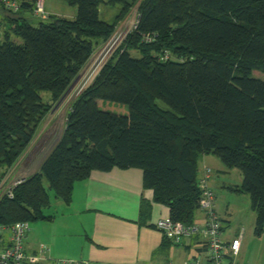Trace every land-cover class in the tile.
Instances as JSON below:
<instances>
[{
  "label": "trees",
  "instance_id": "16d2710c",
  "mask_svg": "<svg viewBox=\"0 0 264 264\" xmlns=\"http://www.w3.org/2000/svg\"><path fill=\"white\" fill-rule=\"evenodd\" d=\"M19 1V12L2 7L0 15V179L96 47L141 4L137 28L73 103L40 171L0 204L1 224L53 219L45 215L44 180L69 205L77 182L117 168L142 170L154 202L169 208L171 221L191 226L199 158L213 155L242 172L233 191L251 197L255 234H264V0H64L77 17L51 15L39 26L24 15L38 0ZM102 5L121 6L113 24L100 19ZM150 212L143 200L142 222Z\"/></svg>",
  "mask_w": 264,
  "mask_h": 264
},
{
  "label": "crops",
  "instance_id": "0c3cea01",
  "mask_svg": "<svg viewBox=\"0 0 264 264\" xmlns=\"http://www.w3.org/2000/svg\"><path fill=\"white\" fill-rule=\"evenodd\" d=\"M50 12L52 15L70 19H75L78 15L75 10L65 15ZM59 105L61 102L54 109H58ZM62 106L56 113H52L48 119L49 122L45 124V128H50L44 141L48 142L51 134L54 133L59 122L56 118ZM40 146L33 148L25 167L16 164L15 175L29 178L32 176V170L39 171L42 163L38 167L34 165L43 153V148H41L43 146ZM217 159L219 158L213 155H203L199 158V181L205 176L207 168L223 174L228 173ZM222 182L223 188L232 191L241 186ZM143 200L151 204V212L142 222L141 204ZM65 205L66 215L70 218L67 227L73 228L82 239L79 254L69 259L77 264H184L187 259L200 253L204 245L205 237L199 235L187 239L183 244H174L165 240L163 233L157 228V223L162 220H171L170 210L154 202V192L144 187V173L140 169L120 170L116 168L108 173L95 171L87 180L75 184L72 202ZM49 217L55 218L54 216ZM222 220L230 223L231 219L222 217ZM195 224L202 226L205 224V215L199 210ZM228 227V224L224 225V241L229 244L243 232L241 249L237 257L239 262H237L239 264H263V258H254L244 250L246 242L244 230L229 232ZM29 250L36 252L33 247Z\"/></svg>",
  "mask_w": 264,
  "mask_h": 264
},
{
  "label": "rangeland",
  "instance_id": "374dc122",
  "mask_svg": "<svg viewBox=\"0 0 264 264\" xmlns=\"http://www.w3.org/2000/svg\"><path fill=\"white\" fill-rule=\"evenodd\" d=\"M44 4L45 10L49 15L48 17L52 15L50 14V11H54L59 15H65V13H71L74 10L78 12V8L76 6H71L64 0H46L44 1ZM140 4L141 1L132 9L130 14L125 19L118 22L114 34L107 42H105L104 44L102 43L96 47L92 57L90 58L84 69L81 71V73L78 75V77L75 79L69 91L64 96L63 100L61 101V105H59V107L63 105L58 113L59 116L56 118L59 122L57 123L58 125L56 126L54 133L51 134V138L49 139V141L47 142L44 140L45 136L48 134V130L50 127L45 128L44 126L47 121L49 122L48 119L50 118L52 113H56V111L59 109V107L58 109H54L55 106L52 108L51 112L42 123L35 139L19 159L17 164H21L23 165V167H25L28 162V157L32 154L31 152L40 145L43 146H40L41 148H43V153L41 155V158H38L35 161L36 164L33 165L35 167H38L41 163L43 164V161L55 147L59 138L65 130L68 114L73 103L91 86H93L95 80L102 72L104 67L109 63L117 50H119V48L122 47L123 44L127 41L130 33L134 31L133 28L135 27L137 21ZM50 5H52L53 7L51 8ZM1 8L2 7H0V15H2L3 11ZM120 10L121 6L119 5H102L100 8V19L109 24H113L120 13ZM24 15L25 17L30 19L35 26H39L40 23H48L49 21L48 19H41L34 16L33 12L30 11L25 12ZM119 36H122V41H120L119 43L120 47L116 51H113L111 55H108V58H106V60L105 56L107 51L103 56H101L104 47L111 40ZM13 39L18 43L22 42L16 37H14ZM3 42L4 36L0 37V45L3 44ZM132 54L136 57L139 56L136 52H133ZM103 65L105 66L102 67ZM41 95L45 103L50 102L51 94L49 92H43ZM56 119L54 121H56ZM217 160H219V162L222 164V167H224V169L228 171L227 174L214 171V175L212 178L213 181L211 180L212 186L210 183V186L213 187L214 191L217 194V212L219 216L221 215V218L223 217L224 219H231L230 223L223 222L224 225H229L227 229L229 230V232H240L244 230L246 239L244 250L249 252L254 258L264 259V234L262 236H257L255 234L257 214L252 209L251 197L247 194H239L222 187V181H226L228 185H242L243 174L239 169L226 168L220 159ZM31 172L32 176L38 173L33 170ZM44 186L48 191L51 199V205L49 208L45 209V214L48 216H54L55 218L53 220H41L29 223L30 230L26 238V248L27 250H29L30 247H33V249H36V252H39L41 247L44 246L46 248V254L44 255V257L46 259L45 263L47 264H59L60 262L76 263L74 260L69 259L79 254L82 247V239L73 230V228L70 229L69 227H67V222L70 220V218L66 215V205L60 199L56 198L54 192L49 188V184L46 180H44ZM29 252L32 251L29 250ZM237 261L239 262V260Z\"/></svg>",
  "mask_w": 264,
  "mask_h": 264
},
{
  "label": "built area",
  "instance_id": "2783aa9c",
  "mask_svg": "<svg viewBox=\"0 0 264 264\" xmlns=\"http://www.w3.org/2000/svg\"><path fill=\"white\" fill-rule=\"evenodd\" d=\"M0 7L17 13L20 11L21 3L19 0H0ZM33 14L41 19L49 18L45 10L44 0H38L35 3ZM138 19L137 15V21L133 30L137 28ZM2 36L3 27L0 20V37ZM144 39L147 43H152L154 36H145ZM120 41H122V36L111 40L104 47L101 56L107 51L105 59L108 58V55H111L113 51H116L120 47ZM168 58H170V54L166 53L164 59L167 60ZM15 166L9 169L0 179V204L3 200L13 199L15 197V190L27 179L25 176L15 175ZM213 175L214 170L207 168L205 176L199 181L201 197L198 209L205 215V224L203 226L199 224L187 226L171 220H162L157 223V228L163 233L164 237L174 244H183L187 239L197 235L205 237L202 251L195 257L187 259L184 264H239L237 257L241 249L243 232L230 244L224 241V224L216 209L217 194L210 186ZM29 230L28 222H20L11 226L0 223V264L45 263L46 259L44 255L46 254V248L44 246L41 247L39 252L35 253L29 252L26 248V238ZM59 264L76 263L60 262Z\"/></svg>",
  "mask_w": 264,
  "mask_h": 264
}]
</instances>
